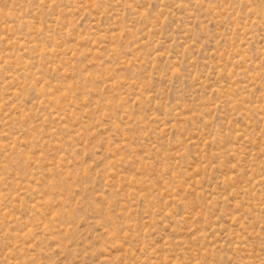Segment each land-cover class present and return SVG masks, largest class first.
<instances>
[{
    "label": "rangeland",
    "instance_id": "1",
    "mask_svg": "<svg viewBox=\"0 0 264 264\" xmlns=\"http://www.w3.org/2000/svg\"><path fill=\"white\" fill-rule=\"evenodd\" d=\"M0 264H264V0H0Z\"/></svg>",
    "mask_w": 264,
    "mask_h": 264
}]
</instances>
